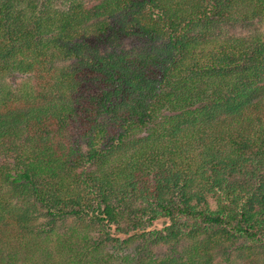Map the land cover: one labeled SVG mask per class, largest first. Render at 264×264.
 Wrapping results in <instances>:
<instances>
[{
  "label": "trees",
  "instance_id": "1",
  "mask_svg": "<svg viewBox=\"0 0 264 264\" xmlns=\"http://www.w3.org/2000/svg\"><path fill=\"white\" fill-rule=\"evenodd\" d=\"M0 264H264V0H0Z\"/></svg>",
  "mask_w": 264,
  "mask_h": 264
}]
</instances>
